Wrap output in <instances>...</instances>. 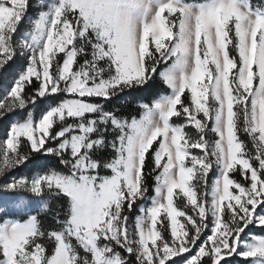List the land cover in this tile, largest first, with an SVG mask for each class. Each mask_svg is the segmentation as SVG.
<instances>
[{"label":"snow or ice","instance_id":"6c2138e0","mask_svg":"<svg viewBox=\"0 0 264 264\" xmlns=\"http://www.w3.org/2000/svg\"><path fill=\"white\" fill-rule=\"evenodd\" d=\"M4 120L0 264H264V0H0Z\"/></svg>","mask_w":264,"mask_h":264},{"label":"trees","instance_id":"16d2710c","mask_svg":"<svg viewBox=\"0 0 264 264\" xmlns=\"http://www.w3.org/2000/svg\"><path fill=\"white\" fill-rule=\"evenodd\" d=\"M138 95L144 96L146 99L148 98L147 94H144V93H141V94H138ZM129 111L137 112V110L134 108V106H130L129 107ZM137 114H138V112H137ZM9 119H11V117H9ZM7 125H8V121L7 120L0 121V136L3 135V129L5 127H7Z\"/></svg>","mask_w":264,"mask_h":264}]
</instances>
